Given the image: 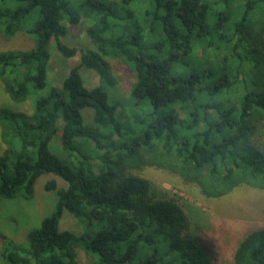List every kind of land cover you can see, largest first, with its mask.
Returning a JSON list of instances; mask_svg holds the SVG:
<instances>
[{
    "label": "trees",
    "instance_id": "16d2710c",
    "mask_svg": "<svg viewBox=\"0 0 264 264\" xmlns=\"http://www.w3.org/2000/svg\"><path fill=\"white\" fill-rule=\"evenodd\" d=\"M83 21L93 47L65 44ZM21 32L33 47L0 52V83L12 102L33 100L0 107V197L30 200L42 174L66 187L45 183L55 208L22 241L0 230V264H79L78 250L91 264H213L180 207L136 172L166 171L206 199L264 190V0H0V37ZM50 41L78 56L59 85L47 83ZM108 57L133 74L126 113ZM57 134L65 161L49 148ZM63 211L80 233L59 229ZM231 264H264V228Z\"/></svg>",
    "mask_w": 264,
    "mask_h": 264
},
{
    "label": "rangeland",
    "instance_id": "374dc122",
    "mask_svg": "<svg viewBox=\"0 0 264 264\" xmlns=\"http://www.w3.org/2000/svg\"><path fill=\"white\" fill-rule=\"evenodd\" d=\"M87 25L83 21L78 26H69L62 41L76 48H92L85 32ZM32 47V38L24 35V32L17 33L8 40L0 37V52L28 51ZM49 53L51 57L47 83L59 85L68 68L78 62V56L64 59L55 50L53 41L49 43ZM108 61L118 80L117 88L110 94V98L120 102L123 113H126L125 105L133 74L120 59L108 57ZM80 73L86 87L98 84L97 76L92 71L81 68ZM32 100L33 97L22 104L12 102L0 83V107L30 112ZM256 141L261 146L263 137L259 135ZM49 148L54 155L65 161L66 152L60 146L58 134L50 141ZM136 175L148 181L154 198L168 200L180 207L187 217L189 233L209 252L213 264H231L236 244L251 231L264 228V190L241 186L222 198L206 199L194 186L183 184L178 177L166 171L146 168L136 172ZM52 178L59 188L66 187V183L59 177L42 174L35 182L34 195L30 200L0 197V230L14 240L22 241L28 230L38 226L42 218L50 215L55 208L57 195L54 191H45L44 185ZM58 226L60 230L67 229L74 233L82 231L80 222L67 211H63ZM78 259L79 264L92 262L81 250H78Z\"/></svg>",
    "mask_w": 264,
    "mask_h": 264
}]
</instances>
